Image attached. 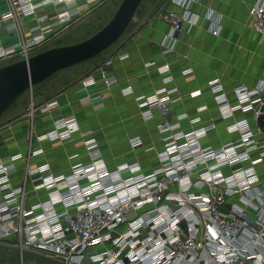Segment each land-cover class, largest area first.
Instances as JSON below:
<instances>
[{
  "label": "built area",
  "instance_id": "built-area-1",
  "mask_svg": "<svg viewBox=\"0 0 264 264\" xmlns=\"http://www.w3.org/2000/svg\"><path fill=\"white\" fill-rule=\"evenodd\" d=\"M5 1L7 10L0 15V24L19 41L0 50V62L13 57L28 60L36 48L56 34V28L66 29L106 0H83L82 4L76 0ZM199 2L170 0L181 12L161 13L168 26L162 43L164 56L173 54L184 27L190 31L197 26L199 16L191 12V6ZM47 6H63V11L52 23L44 16L38 18V24L31 28L35 34L29 41L21 40L19 17H36ZM248 16L254 32L264 36V0H257ZM203 19L209 24V33L219 36L220 16L208 10ZM127 57L121 54L117 59ZM112 63L108 58L98 68L106 90L118 84L110 73ZM144 67H155L160 75L169 74L168 64L157 67L152 61ZM191 72L187 69L181 74ZM166 80L171 78L167 76ZM96 85L93 77L84 78L79 93ZM208 89L220 119L229 121L226 132L237 133L238 139L217 150L203 148L200 139L215 125L171 134L186 117L179 115L174 125H157L164 150L158 154L159 167L149 174H142L136 163L108 171L94 139L83 142L90 160L87 165H74L67 174L56 176L49 173L47 164L36 166L28 170L19 187L12 186L10 176L22 155L0 157V240L14 238L20 251H40L63 264H264V194L255 170L264 159V128L256 126L253 131L245 120H233L236 113H252L257 120L264 115V81L252 89L236 87L233 104L218 80L209 82ZM121 92L131 95L132 89L127 86ZM175 94V88L162 87L152 96L135 97L141 118L151 119L153 110L166 116L169 105L179 99H171ZM198 95L200 91L189 96ZM56 108L57 103L50 102L39 112L49 113ZM204 110L199 108V112ZM34 116L31 104L29 120ZM78 132L75 119L60 118L37 140H61ZM32 134L31 128L29 136ZM141 145L139 137L129 140L132 149ZM252 153L256 158L251 157ZM224 168L231 170L228 175L222 174ZM28 181L34 193L44 191L46 198L26 208ZM230 198L237 202L228 204ZM226 204L229 210L224 213L220 208Z\"/></svg>",
  "mask_w": 264,
  "mask_h": 264
},
{
  "label": "crops",
  "instance_id": "crops-1",
  "mask_svg": "<svg viewBox=\"0 0 264 264\" xmlns=\"http://www.w3.org/2000/svg\"><path fill=\"white\" fill-rule=\"evenodd\" d=\"M76 1L83 3V0ZM256 1L200 0L199 4H193L191 12L199 16L197 26L190 31L184 27L177 36L175 51L167 56L162 54V43L168 26L161 19V13L165 10H181L173 6L170 0H146L139 5L121 38L100 57L88 60L87 72L83 77H93L97 82L96 87L80 94L81 78H78L50 94L47 91L53 83H41L30 92L31 104L35 110L32 121L29 120L31 105L27 106L25 103L18 108H10L0 117V157L22 155V159L16 163V170L10 176L12 186H21L28 170L36 166L47 164L49 173L56 176L67 174L74 165H87L90 160L83 142L89 139L96 141L108 171H114L123 164L136 163L142 174H149L159 167L158 154L164 150L163 135L157 132V125L162 122L174 125L176 117L183 114L185 119L179 122V128L171 134L189 133L214 124L215 128L200 139L201 147L217 150L236 141L237 133L226 132L229 121L220 119L208 83L218 80L227 99L233 104L236 87L252 89L259 81H264V36L254 32L248 16L249 8ZM99 6L83 14L66 29L56 28V34L50 35L33 53L36 55L48 49L67 46L63 43L66 41L67 31ZM6 10V1L0 0V15ZM208 10L220 16L222 31L219 36H213L208 31L209 24L203 19ZM62 11L63 6H47L40 9L36 17H19L21 40L29 41L35 34L31 32V28L38 24V18L44 16L52 23ZM18 41L13 33H9L0 24V50L11 48ZM121 54L128 55L127 59L118 60L117 56ZM108 58L113 60L110 73L118 80V84L106 90L102 87L98 68ZM152 61L157 67L168 64L169 74L160 75L155 67H144L147 62ZM187 69L192 72L183 76L181 72ZM167 76L171 80H166ZM127 86L131 87L132 94L125 96L121 90ZM162 87L175 88L177 94L171 99H179L169 105L166 116H162L159 110H153V117L143 120L135 97L152 96ZM196 91H200V95L193 98L189 96ZM96 98L98 99L95 100ZM50 102H56L57 108L49 113H40L39 110ZM201 107H205V110L199 112ZM60 118L75 119L79 132L61 140L38 141L37 137L51 131L52 122ZM194 119L198 120L191 122ZM233 120H245L253 131L256 126L264 128V115L257 120L252 113H236ZM31 128L33 134L29 136ZM135 137L142 140V145L132 149L129 140ZM33 151L38 153L31 156ZM251 157L256 158V154L252 153ZM255 170L259 177L258 187L264 194V159ZM230 171L229 168H224L222 174L228 175ZM25 188L26 208L45 200V192L34 193L29 181ZM235 202L237 200L234 198L227 201L228 204ZM228 204L220 208L222 212H228ZM249 215L252 216L253 213Z\"/></svg>",
  "mask_w": 264,
  "mask_h": 264
},
{
  "label": "water",
  "instance_id": "water-1",
  "mask_svg": "<svg viewBox=\"0 0 264 264\" xmlns=\"http://www.w3.org/2000/svg\"><path fill=\"white\" fill-rule=\"evenodd\" d=\"M142 0H122L111 20L91 37L40 52L0 68V117L35 86L59 71L100 57L124 34ZM22 264V263H0Z\"/></svg>",
  "mask_w": 264,
  "mask_h": 264
},
{
  "label": "rangeland",
  "instance_id": "rangeland-1",
  "mask_svg": "<svg viewBox=\"0 0 264 264\" xmlns=\"http://www.w3.org/2000/svg\"><path fill=\"white\" fill-rule=\"evenodd\" d=\"M121 1L122 0L104 1L95 11L84 17L80 22L73 25L72 28L67 31L66 41L63 43L73 45L94 35L111 20ZM144 2H146V0H142L141 4ZM33 55H35V53H32V56ZM19 61L18 57L13 58L7 62L0 63V68ZM87 62L88 61L80 63L52 75L43 82V84L53 83L49 86L47 92L50 94L55 93L78 78H81L82 80V77L87 72ZM30 92L31 91L25 92L11 108H18L24 103L27 106L31 105ZM15 245L16 240L14 238L0 240V263L63 264L61 260L48 256L43 252L32 249H23V251H20L19 247H16Z\"/></svg>",
  "mask_w": 264,
  "mask_h": 264
}]
</instances>
